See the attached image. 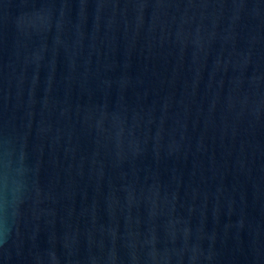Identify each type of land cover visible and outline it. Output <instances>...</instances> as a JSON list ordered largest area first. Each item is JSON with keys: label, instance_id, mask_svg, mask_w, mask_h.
I'll use <instances>...</instances> for the list:
<instances>
[{"label": "water", "instance_id": "obj_1", "mask_svg": "<svg viewBox=\"0 0 264 264\" xmlns=\"http://www.w3.org/2000/svg\"><path fill=\"white\" fill-rule=\"evenodd\" d=\"M0 264H264V0H0Z\"/></svg>", "mask_w": 264, "mask_h": 264}]
</instances>
